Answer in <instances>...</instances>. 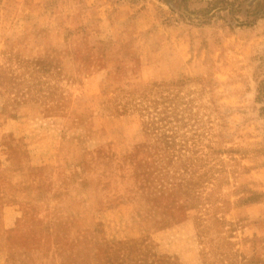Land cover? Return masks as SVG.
Wrapping results in <instances>:
<instances>
[{"label":"rangeland","instance_id":"rangeland-1","mask_svg":"<svg viewBox=\"0 0 264 264\" xmlns=\"http://www.w3.org/2000/svg\"><path fill=\"white\" fill-rule=\"evenodd\" d=\"M0 264H264V0H0Z\"/></svg>","mask_w":264,"mask_h":264},{"label":"crops","instance_id":"crops-1","mask_svg":"<svg viewBox=\"0 0 264 264\" xmlns=\"http://www.w3.org/2000/svg\"><path fill=\"white\" fill-rule=\"evenodd\" d=\"M10 134V135H9ZM9 134H8V136H6V137H8V142H11V140H14L13 138V136H11V133L9 132ZM12 138V139H11ZM105 147H107V145L106 146H102V147H99V148H97V149H95V150H101V151H103L104 149H105ZM12 151H19V150H22V149H19V147L17 148V144H14V148L13 149H11ZM94 150V151H95Z\"/></svg>","mask_w":264,"mask_h":264}]
</instances>
